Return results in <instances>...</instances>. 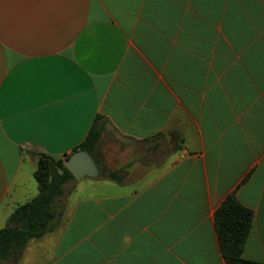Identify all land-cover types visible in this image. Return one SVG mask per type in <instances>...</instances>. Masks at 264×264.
I'll return each instance as SVG.
<instances>
[{"label":"crops","instance_id":"obj_1","mask_svg":"<svg viewBox=\"0 0 264 264\" xmlns=\"http://www.w3.org/2000/svg\"><path fill=\"white\" fill-rule=\"evenodd\" d=\"M97 117L98 176L17 264H226L233 193L264 263V0H0V229Z\"/></svg>","mask_w":264,"mask_h":264},{"label":"trees","instance_id":"obj_2","mask_svg":"<svg viewBox=\"0 0 264 264\" xmlns=\"http://www.w3.org/2000/svg\"><path fill=\"white\" fill-rule=\"evenodd\" d=\"M99 119L96 118L85 141L75 151H93L101 135ZM34 178L38 195L18 206L9 216L6 226L0 229V259L13 264L19 262L23 250L32 239L42 238L56 228L61 216L59 201L65 194L64 186L75 179L64 160L45 153H38ZM253 218V210L242 205L234 193L228 195L216 210L214 225L226 264H264L243 256Z\"/></svg>","mask_w":264,"mask_h":264},{"label":"water","instance_id":"obj_3","mask_svg":"<svg viewBox=\"0 0 264 264\" xmlns=\"http://www.w3.org/2000/svg\"><path fill=\"white\" fill-rule=\"evenodd\" d=\"M65 165L72 175L78 180L85 176L97 177L99 174L94 160L90 154L84 150L78 149Z\"/></svg>","mask_w":264,"mask_h":264},{"label":"rangeland","instance_id":"obj_4","mask_svg":"<svg viewBox=\"0 0 264 264\" xmlns=\"http://www.w3.org/2000/svg\"><path fill=\"white\" fill-rule=\"evenodd\" d=\"M70 188H71V184L67 185V192H69ZM65 196H66V194H65ZM65 196L63 197V199L65 198ZM0 264H13V263L11 261L0 259Z\"/></svg>","mask_w":264,"mask_h":264}]
</instances>
